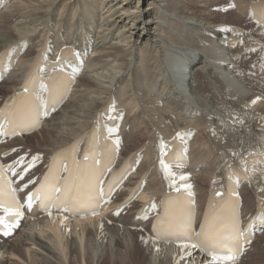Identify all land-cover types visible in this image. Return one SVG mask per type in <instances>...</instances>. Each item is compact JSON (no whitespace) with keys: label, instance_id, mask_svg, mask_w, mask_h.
Returning a JSON list of instances; mask_svg holds the SVG:
<instances>
[{"label":"bare ground","instance_id":"6f19581e","mask_svg":"<svg viewBox=\"0 0 264 264\" xmlns=\"http://www.w3.org/2000/svg\"><path fill=\"white\" fill-rule=\"evenodd\" d=\"M254 1L9 0L0 9L6 71L0 110L23 89L37 56L36 75L45 78L61 47L74 46L79 61L92 49L82 70L66 71L74 81L71 94L42 128L0 145V162L16 160L15 176L0 181H8L24 204L16 226L0 209V264H264L262 214L255 226L262 232L233 261L213 259L191 244L155 241L152 219L137 217L148 199L157 197L158 205L166 191L179 190L197 209L199 225L212 191L225 188L234 170L245 171L241 218L263 211L264 26L249 16ZM133 2L138 7L130 11ZM219 6L234 9L222 13ZM245 21L252 26H242ZM36 83L45 99L49 87L44 79ZM124 112L122 123L111 127ZM104 136L117 144L123 137V161L141 157L113 204L80 219L40 214L46 210L38 200L30 208L27 198L46 173L58 172L63 160H80L85 145ZM175 136L177 157L185 160L179 164L160 158ZM30 163L33 170L16 182ZM139 180V198L117 213Z\"/></svg>","mask_w":264,"mask_h":264},{"label":"rangeland","instance_id":"374dc122","mask_svg":"<svg viewBox=\"0 0 264 264\" xmlns=\"http://www.w3.org/2000/svg\"><path fill=\"white\" fill-rule=\"evenodd\" d=\"M9 2V0L6 2V1H3V3H2V5L0 6V9H2L3 7H4V5L6 4V3H8ZM137 7H138V5L136 4V2H133L132 4H130V6H129V10L130 11H134V10H136L137 9ZM234 9V6H226V7H224V6H219L218 8H217V10L219 11V12H226L227 10H233ZM248 24H250L248 21L246 22H244L243 24H242V26H248L249 27V25ZM250 26H252L251 24H250ZM27 48H28V45H27V47H25L24 49L25 50H27ZM91 52H92V49H90L87 53H86V56H85V58H84V60H83V66H82V68L81 69H83V67H84V63L87 61V59L91 56ZM20 55V54H19ZM19 57V56H18ZM18 57H17V59L15 60V61H17L18 60ZM6 74V72L3 74V75H5ZM53 113V112H52ZM52 113L50 114V115H48V118L49 117H51V115H52ZM124 118H125V112H124V114H123V117L121 118V123H122V121L124 120ZM120 123V124H121ZM26 136V135H25ZM31 141V140H30ZM120 146H122V144L124 143V140H123V137H121V140H120ZM31 208H33V207H31ZM40 214H43V215H47L48 213H44V212H42V213H40ZM12 237H14L13 235L10 237V238H12Z\"/></svg>","mask_w":264,"mask_h":264},{"label":"snow or ice","instance_id":"6c2138e0","mask_svg":"<svg viewBox=\"0 0 264 264\" xmlns=\"http://www.w3.org/2000/svg\"><path fill=\"white\" fill-rule=\"evenodd\" d=\"M179 135V134H178ZM161 163H162V165H163V161H161ZM262 203H264V202H262ZM17 215H19L20 213L19 212H17L16 213ZM262 219H264V214H262V217H261ZM0 224H4V218L3 217H0ZM5 227H7V225H5ZM228 259H234L235 257H232V256H229V257H227ZM213 259H218V257H213Z\"/></svg>","mask_w":264,"mask_h":264}]
</instances>
